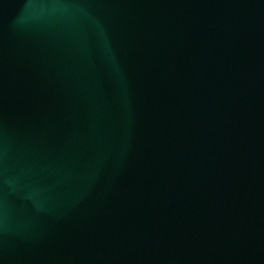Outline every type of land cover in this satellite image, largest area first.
Returning a JSON list of instances; mask_svg holds the SVG:
<instances>
[{
	"label": "water",
	"instance_id": "95a60500",
	"mask_svg": "<svg viewBox=\"0 0 264 264\" xmlns=\"http://www.w3.org/2000/svg\"><path fill=\"white\" fill-rule=\"evenodd\" d=\"M0 264H264V0H0Z\"/></svg>",
	"mask_w": 264,
	"mask_h": 264
}]
</instances>
